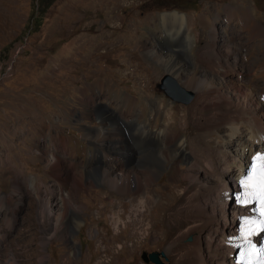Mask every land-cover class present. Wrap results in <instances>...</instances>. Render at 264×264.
I'll return each mask as SVG.
<instances>
[{
    "label": "rangeland",
    "instance_id": "1",
    "mask_svg": "<svg viewBox=\"0 0 264 264\" xmlns=\"http://www.w3.org/2000/svg\"><path fill=\"white\" fill-rule=\"evenodd\" d=\"M232 4L251 6L254 15L264 26V0H0V194L12 191V181L16 177L22 180L23 193H28L20 203L23 209L18 212L21 224H17L13 231H7L9 240L6 248L2 249L3 255L7 251L14 253L18 264H154L143 259L142 254L145 252L163 254L160 258L165 264H178L176 251H167L169 240L155 233L166 228V236L174 233L176 223H169L166 227L168 214H175L177 223L184 228L193 223L196 204L195 194L191 192L193 186L190 188L189 181L193 178L197 183L209 187L213 183V179L202 169L183 172L188 183L181 184L182 178L177 179L169 175L167 168H162L150 190L144 189L137 194L153 197L144 219L150 214L155 223L141 234L131 226L122 227L123 222L128 220L133 193L119 192L114 183H118L116 178L120 177V173L130 175L137 172L143 175L142 171L138 168L128 173L132 168L112 167L115 163L106 160L99 164L106 170V181L104 170L96 168L99 166L97 162L96 166L87 168H96L95 174L99 176L97 182L94 185L89 183L88 189L82 190L81 196L77 198L81 201L79 204H84L82 227L72 232L71 242L57 237L49 239L46 251L41 245L44 237L38 212L39 201L35 192H28L27 181L36 176L46 184H55V178L52 177L54 171L47 166L45 156H61L69 162L74 159L76 146L83 150L79 156H88L84 147L92 153L97 148L109 154L112 152L114 127L108 126L106 134L101 131L102 136L97 131L101 121L95 113V106L101 102V98L112 105L117 101L122 102L121 108L112 106L113 112H123L127 117L140 113L144 118H148V107L141 98L147 95L160 98L174 116L170 125L161 126L169 130L171 140L175 132L182 139L187 136L186 130L191 135L201 133L197 123L204 121L203 114L197 116L194 112L190 114L189 111H183L189 109L197 97L195 86H188L186 82L196 72L200 81L207 80L217 88H222L219 86L226 83L222 63L233 64L228 63L230 57L224 60L226 45L235 43L241 47L249 41L247 39L245 42V33L241 32V35L238 32L237 22L229 19L226 7ZM174 11L187 15L191 40L185 37L187 33L179 32L177 24L166 21L164 24L161 21L163 13ZM211 44L215 50L209 53L207 49ZM253 47L251 52L253 50L256 53L254 62L258 63L259 58L264 57V48L255 51L258 46ZM168 48L173 50L168 51ZM167 52L179 66L186 68L179 78L165 68L164 55ZM245 52H248L247 49H244ZM183 54H189L194 59L197 69H189ZM213 60L218 63L217 69L207 65ZM247 62L244 60L241 63ZM254 62L249 61L246 67H254ZM165 76L191 92L192 101L183 104L168 97L158 87ZM229 80L231 88L225 86L223 90L220 89L221 93L226 94L228 91L232 97L233 87L241 84L251 88L246 93L252 99L255 97L254 92L261 90L259 87L264 83L262 76L254 74L249 80L241 81L239 75L233 73ZM251 81L257 86H251ZM100 91L102 96L98 94ZM114 91L119 93L116 99ZM126 96L133 97L127 104L123 101ZM262 119L264 125V116ZM159 121L164 123L162 116ZM58 132L59 139L56 136ZM222 132L224 134L225 130ZM244 133L242 148L233 145L228 148L234 156H241L240 150L253 146L247 129ZM128 139L131 140L130 137ZM134 140L132 156H138L141 150L139 146L145 142L137 138ZM62 143L67 144L66 150L59 149ZM162 145L166 147L165 142ZM196 146V143L188 145L193 153L188 155L191 160L196 154H201L196 151ZM253 147L264 148L262 145ZM152 148V153L161 156L159 146L153 145ZM189 163L181 162V166L189 168ZM165 164L170 166L171 162L166 161ZM222 175V180L235 189V177L226 175V172H222ZM115 205L119 206L117 210L114 209ZM230 206L234 207L233 204ZM57 209L49 214L50 218L56 215ZM123 210L122 222L116 225L114 213H122ZM217 214L227 229L226 233L233 234V230L225 224L223 215ZM1 219V228L7 230ZM32 226L36 229H31ZM184 228L181 238L184 242H193L198 232L193 230L185 233ZM29 236L32 238L26 240ZM72 244L79 247L75 253ZM28 248L35 253L31 263L27 261ZM44 254L46 258L41 260ZM188 261L186 258L180 264H189Z\"/></svg>",
    "mask_w": 264,
    "mask_h": 264
},
{
    "label": "bare ground",
    "instance_id": "2",
    "mask_svg": "<svg viewBox=\"0 0 264 264\" xmlns=\"http://www.w3.org/2000/svg\"><path fill=\"white\" fill-rule=\"evenodd\" d=\"M226 12L229 19L237 22L236 28L238 32L241 35L242 33L247 35V37H245V42L248 39L249 41L247 42L249 43L246 42V45L241 47L237 46L235 43L226 45V55L223 56L224 60H226V57H230L228 63L232 62L233 64L224 65L222 63L224 68L223 75L227 78L226 83L219 86L222 88L210 85L207 80L200 81L196 77V72V75L193 73V76L186 82L188 86H195L194 90L197 97L193 105L189 109L183 111H189L190 114L194 112L195 115L198 114L197 116L203 114L204 121L197 123L200 128L199 130H202L201 133L191 135L189 131L186 130L187 136L182 139L183 137H179L178 133L175 132L174 139L171 140L172 137L170 138L171 135L169 136V130L162 128L163 125L165 127L170 125L171 121H174V116L173 113L165 107L163 100L160 98H155L151 95H144L145 97L141 98L146 104V107H148V118H144L143 114L140 115V113L137 115L134 114L133 117H127V114L125 115L123 112H113L111 108H121L122 102L116 100L117 103L112 105L111 102L108 103L101 98V102H96L97 104L95 106V113L101 121V127L99 130L97 129V131H99L102 136L103 131V133L106 134L105 130L108 126L114 127L113 133L111 132L113 134L111 137L112 152L109 154L105 150L97 148L96 152L92 153L90 149L84 147V151L88 153V156H79L83 150L81 147L78 148L76 146V152L73 155L74 159L69 162L68 160H63L61 156H56L54 154L53 157L45 156L47 166L54 171L52 177L55 178V184H46L43 180L37 179L36 176L28 178V192H35L39 201L38 212L44 237L41 242L43 251H46L49 239L57 237L71 242L72 232L82 227L81 214L84 204H79L80 200L78 201L77 198L81 196L82 190L88 189L89 183L94 185L97 182L99 178V176L95 174L97 167L104 170V180L107 181L108 175H106V170L99 164L109 160L116 164H113L112 167L122 168L125 166L130 167V169L132 168L129 172L126 171L128 173H132L139 168L143 173V175H139L137 172L130 175L120 173V177L116 178L118 183H114V187H116L119 192H124V194L133 193L130 210L128 212L129 215L127 217L128 220L127 222H123L122 227L131 226L134 231H138L141 234L143 231H147L153 227L155 223L150 214L147 219H144V217L146 218V208L152 203L153 197L146 195L140 196L137 194L144 189L150 190L151 185L154 183V179L162 168H167L166 170H168L169 175L177 179L182 178L181 184L188 183L185 176L186 174L183 175V172H193L195 168L202 169L209 178L213 179V183L211 187H209L204 183H197V180L193 178L189 181L190 188L193 186L191 192L195 194L194 201L196 204V211L193 212L195 220L185 227L186 230H184V232L190 233L196 230L198 233L194 241H183L180 234L183 232L184 227L177 223L175 214H168L166 225V227H168L169 223H176L174 233L170 234V236H166L168 233L166 228L165 230L156 232L155 235L164 236L169 240L167 251H176V254H178L176 262L178 264L186 258L187 261L189 260V264H234V257L231 255L233 249L231 247H226L224 243H222L228 234L226 233L227 229L225 225L219 220L220 218L217 212L223 215L225 224L228 225L230 229L235 230L236 226L234 222L237 207L230 196L235 189L233 186L229 187V185L222 180V172H226V175L232 174V176L235 177V181L243 173V168L246 166L247 160H249L250 157L248 155L249 153H245L244 148V151L240 150V152L243 151L240 153L241 156H234L228 148H230L231 145H233V147L239 146V149L244 146L243 141L245 139L243 133L245 129L248 131L253 146H264V125H262L261 122L263 121L262 116H264V103H261L257 98L253 97L255 102L251 95L246 93V91L251 88L244 87L241 84L233 87L232 97L231 93L230 96L228 91L226 94H223L220 89L223 90L225 86L227 89H229L228 87L231 88V81L229 79L232 78L233 73L238 74L240 80H249L251 74L260 75L264 78V57L259 58L258 63L254 62L256 53H254L253 50L251 52V47L254 45L255 47L258 46L255 48V51L260 47L264 48V26L261 25L254 15V10L251 6L232 4L226 7ZM160 19L164 24L166 22L177 24L179 32L182 34L187 33L185 37L191 40L190 34H188V32H190V26L186 14L177 11L167 12L163 13ZM244 49H247L249 54L248 52L244 53ZM167 50H173V48H168ZM207 50L209 53L213 52L215 50L214 45H209V49ZM262 56H264V51ZM164 57L166 70L179 78L186 68L179 66L178 62L174 60L168 52ZM183 58L189 64V69H197V67H194V59L189 54H183ZM244 60L254 62L255 66L251 68L246 67L248 62L242 64ZM207 65L210 68L217 69L218 63L213 60ZM253 82L254 81L250 82L251 86H257ZM259 88L261 90L255 91V95L260 92L264 93V83ZM85 91L86 90H84V92ZM98 94L102 96L101 91ZM118 95L119 93L114 91V99H116ZM235 97L236 99L233 100ZM131 99H133V97L126 96L123 101L127 104ZM134 102L136 103V98H134ZM255 103H257L258 107ZM161 116L163 117V124L159 121ZM123 129H125V131H123ZM223 130H225L224 134H222ZM56 136L59 139L60 132H58ZM128 137H130V141ZM135 138L145 142L144 145L140 144L139 147L141 150L139 149L140 155L138 156H132L135 147ZM162 142L166 143V147H163ZM225 142L227 144H225ZM191 143H196V151L201 152L199 156L198 154H196L197 156H193L192 160L189 158L190 156H188L189 154H193L188 148V145ZM153 145L154 147H160L159 154H161V156L151 152ZM253 146L249 148L251 150H257L253 149ZM59 149L66 150L67 144L62 143ZM260 149L263 150L264 148ZM166 161H170L171 165H166ZM184 161L190 162L189 165H187L189 168L181 166V162ZM97 162L99 166H96ZM94 165L96 166L94 170L87 169H91ZM233 167L235 168L234 170L231 169ZM122 170L123 169H120V172H123ZM188 177H190V175H188ZM21 181L16 177L12 181V191L9 194H0V219L2 217L3 224L7 229L3 230L0 226V256L3 247L6 248L8 245L7 241L9 240V234H7V231H13L18 226L17 224H21L18 212H21L23 209L20 203L28 194L25 195L23 193L24 188ZM113 203L114 202H112L111 205H113ZM231 204H233L234 207H231ZM118 205L114 206L115 210L120 206ZM55 208H58L55 213L56 215L50 218L49 214L52 213ZM124 211L125 210H123L122 213H117V211H115L113 220L116 225L122 220V214L125 213ZM47 225H49V227H46ZM31 229H36V227L32 226ZM31 229L29 230L31 231ZM31 238V236H29V238L26 237V240ZM28 243H30V241ZM133 246L134 245H131V247ZM71 248L74 249V253L79 249L76 244H72ZM13 254L14 253L9 251L4 252V255L2 254V259H0L2 264H18ZM34 254V250L32 251V249L28 248L26 255L28 256L27 261L29 263L32 262V256ZM43 258H46L45 254L41 257V260H43Z\"/></svg>",
    "mask_w": 264,
    "mask_h": 264
},
{
    "label": "snow or ice",
    "instance_id": "3",
    "mask_svg": "<svg viewBox=\"0 0 264 264\" xmlns=\"http://www.w3.org/2000/svg\"><path fill=\"white\" fill-rule=\"evenodd\" d=\"M239 185L242 189L238 197V203L242 205H249L254 202H259V220H254L250 217L244 218V225L241 228V238L245 245H251V237L255 234L251 228L252 225L264 233V153H257L252 157L251 165L246 170V174L239 179ZM264 252V250H261ZM244 253L241 252L243 258ZM260 264H264V259Z\"/></svg>",
    "mask_w": 264,
    "mask_h": 264
},
{
    "label": "water",
    "instance_id": "4",
    "mask_svg": "<svg viewBox=\"0 0 264 264\" xmlns=\"http://www.w3.org/2000/svg\"><path fill=\"white\" fill-rule=\"evenodd\" d=\"M158 87L164 91V93L170 97L172 100L183 103V104H188L192 101L193 99V94L191 92H188L181 88L174 79H172L169 76H165L164 78L161 79V82L158 84ZM236 192H233L235 194ZM191 238H189L190 240ZM163 256V254L159 253H143L142 257L145 261H151L154 264H165L161 261L160 256Z\"/></svg>",
    "mask_w": 264,
    "mask_h": 264
}]
</instances>
